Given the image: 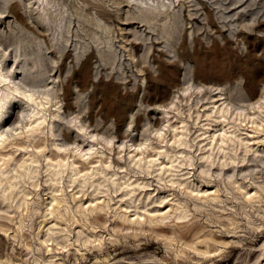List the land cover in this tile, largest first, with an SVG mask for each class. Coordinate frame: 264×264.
<instances>
[{
  "label": "rangeland",
  "instance_id": "1",
  "mask_svg": "<svg viewBox=\"0 0 264 264\" xmlns=\"http://www.w3.org/2000/svg\"><path fill=\"white\" fill-rule=\"evenodd\" d=\"M195 37L226 49L199 60L233 69L198 116L169 112L158 138L157 114L112 150L58 135V122L93 134L76 94L96 68L135 80L125 106L152 108L141 131L192 73ZM0 79V264H264V101L217 113L236 86L251 99L264 87V0H0Z\"/></svg>",
  "mask_w": 264,
  "mask_h": 264
},
{
  "label": "bare ground",
  "instance_id": "2",
  "mask_svg": "<svg viewBox=\"0 0 264 264\" xmlns=\"http://www.w3.org/2000/svg\"><path fill=\"white\" fill-rule=\"evenodd\" d=\"M157 54L164 55L163 51L161 50L158 51ZM210 57H212L213 59L215 58L213 56ZM154 58L157 63V69H158L157 72H159L157 78L162 77V79H166V76L163 73V69L167 68L168 71L171 72L172 67L165 60H160L156 56ZM212 64L213 65L211 66L210 65L207 66L204 63L201 64L198 68V75L193 74L195 77H199V78H205L207 75L211 76L212 80L210 81V83L204 84L199 82L196 78H194L190 69L187 72H185L181 78V82L179 86L173 90L174 92L170 96V99L166 103L157 105L152 111L153 114L149 112V114L145 116V120L142 125L143 129L139 132H138L139 121L141 119V115L139 116V114L141 112L148 111L152 108H150V106L145 103L146 101L145 97L139 98L137 103L134 104L133 108L125 106L130 101H131L130 106L133 105V103L135 102L134 99L136 94L130 90L131 87L137 88L135 84V80L134 82H131L130 78H127V76L125 77L120 76L117 72H116V76L118 77L117 79L118 81L111 78L109 80V77H111L109 76V74H106V76L103 77L104 76L102 74L103 72L99 68H96L94 81L96 80V78L97 80L93 83L92 93L88 91L85 93H83V91L82 92L78 91V93L76 94V98L79 99L77 101L78 106L79 104L84 102L85 107L87 108V112L86 114H84L85 115L84 123L87 124L88 126H92L91 131L93 134L88 136L87 133L74 132V135L73 134L71 135V133H73V130L72 132L66 131L64 128H62V123L58 122L56 123L58 125L57 127L58 135L61 136V138L64 140H68V139L71 140L72 143H75L76 140L82 144L84 142H88L90 145H92L93 142H95V144H101L103 146L102 141H105L106 147L105 146L103 147H105L108 150H112V148L109 146V141H110L109 137L111 139L117 136H123V137L129 136L134 141L139 139H144L147 128L157 123V119L159 118L157 114H159L162 123L160 127L158 126L154 128V130L156 132L155 135H157L158 138H163L162 134L159 133V129L163 130L166 126L169 128L168 124H164V122H167L168 119L170 118L169 112L177 113L180 116H182L185 112H187L189 116H191V112L195 109L198 116L200 105L204 106V102H202L200 105L198 103L202 95H205L206 93L209 92L214 93L220 90L227 91L228 84L225 83L224 80L227 78V75H232V70H233L232 67L227 68V66L222 64L220 61L219 62L217 61L216 63H212ZM87 66H88L87 61L81 63L80 74L78 76L79 86H81L80 89L82 90L86 89L87 86V78H88L86 71ZM5 85H6V81L0 79V86H5ZM69 87L70 84L68 79L64 85V88L66 91H69ZM98 87H103V88L97 90L96 88ZM263 94H264V87L261 89L260 94L255 97V99H251L253 97L252 93L246 95V93L242 91L241 86L239 85L236 86L233 90V94L230 97V100L226 103L224 111L221 110L217 112L220 113L221 117H223V120H218V121H224V117L227 114L233 113L235 102L246 101L247 102L246 105H248L250 108H254L256 104L261 105V103H263L264 101ZM243 95H245V97ZM116 97H119V100L123 102V105L125 107L120 109L116 105V101H115ZM9 102H11V99L9 100ZM96 105L99 106L95 112L93 111V107H95ZM160 106L162 107L160 111H158ZM128 110H130L129 112L130 116L126 122L123 113L127 112ZM223 113H225V116H223ZM134 134H137V136L138 137L140 136V138H138L137 136L134 137L135 136ZM137 143L138 145H140L141 141H138ZM48 264H56V263L50 261V263Z\"/></svg>",
  "mask_w": 264,
  "mask_h": 264
},
{
  "label": "water",
  "instance_id": "3",
  "mask_svg": "<svg viewBox=\"0 0 264 264\" xmlns=\"http://www.w3.org/2000/svg\"><path fill=\"white\" fill-rule=\"evenodd\" d=\"M194 50L193 54H187L189 57L194 56L196 59V64L192 69V73L198 75V68L203 62L199 60L200 58L207 59L210 56L215 58L220 57L225 54V47L221 45L217 39L210 37L207 40L202 39L201 37H195L193 39ZM228 53H231L233 56H238L236 50H229Z\"/></svg>",
  "mask_w": 264,
  "mask_h": 264
}]
</instances>
